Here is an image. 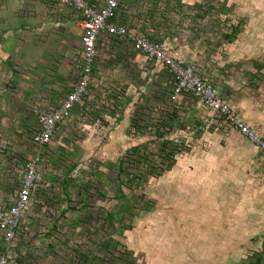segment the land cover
<instances>
[{
    "label": "rangeland",
    "instance_id": "374dc122",
    "mask_svg": "<svg viewBox=\"0 0 264 264\" xmlns=\"http://www.w3.org/2000/svg\"><path fill=\"white\" fill-rule=\"evenodd\" d=\"M163 2L212 11L206 19L220 48L210 62L193 60L197 72L264 137V0ZM101 40L96 65L106 68L111 58L100 49L110 37ZM82 51L71 6L0 0L1 205L15 198L26 164L41 158L15 240L0 226V253L16 264H264V152L230 126L217 129L198 101L163 103L153 94L144 104L139 87L131 93L136 81L118 71L122 79L101 80L113 93L88 126L68 119L49 144L33 142L38 113L57 108L80 79ZM171 110L179 114L169 137L186 149L171 169L137 182L125 177L136 169L129 161L122 182L119 163L131 148L144 146L159 163L154 134Z\"/></svg>",
    "mask_w": 264,
    "mask_h": 264
},
{
    "label": "built area",
    "instance_id": "2783aa9c",
    "mask_svg": "<svg viewBox=\"0 0 264 264\" xmlns=\"http://www.w3.org/2000/svg\"><path fill=\"white\" fill-rule=\"evenodd\" d=\"M59 1L71 6L78 13V26L82 32L83 42V66L80 79L60 105L51 111L38 113V127L32 138L36 145L49 144L57 126L71 119L76 107L91 96L95 78L97 42L100 35L106 33L127 38L134 49L144 55L146 62L158 63L170 71L173 79L171 102L186 101L188 97L197 100L200 105L211 110L213 117L209 122L217 129L230 126L264 152V137L259 135L258 131L217 93L213 85L198 74L195 62L182 63L170 53L165 43L151 40L148 32L131 31L126 25L116 23L122 0H104L97 5L88 0ZM40 160V156H37L26 164V174L15 198L9 205L0 204V226L7 242L15 240L23 215L32 203L35 184L40 180V175L37 173V163ZM0 264L16 263L4 252L0 253Z\"/></svg>",
    "mask_w": 264,
    "mask_h": 264
},
{
    "label": "crops",
    "instance_id": "0c3cea01",
    "mask_svg": "<svg viewBox=\"0 0 264 264\" xmlns=\"http://www.w3.org/2000/svg\"><path fill=\"white\" fill-rule=\"evenodd\" d=\"M88 1L97 5L104 0ZM156 1L122 0L116 23L126 25L131 31L148 32L151 40L165 43L169 47L170 53L182 63H188L196 59L207 62L212 61L214 54L218 53V47L220 48L217 45L218 41L216 38L218 27H213L212 17L206 19L212 14V11L204 7L186 9L185 5L178 8L165 7L164 0ZM180 1L181 4L183 0ZM103 35H105V38L110 37V40L108 43H101L104 47L102 46L100 51L108 58H111V60L105 62L106 68L98 60L97 65H95V78L92 84L91 96L76 107L71 119L81 120L79 124L77 123L80 127L88 126L87 119H92L95 114L97 115V111L101 110V107H105L104 104H109L107 97L106 101L108 103L103 99L108 96V91L113 93L108 84L107 87L109 89L105 91L106 89L102 87L103 83L101 80L109 81L111 79L112 82V80L117 78L115 72H123L124 70V72L128 71L130 81H136V87L131 84L132 87H135V89L131 90V93L137 92L139 87L140 92L138 94H143L144 98L141 100H143L144 104L149 99V97L145 98V95L151 97L153 94H156L154 99L158 102L160 99V101L163 100L162 102L165 103L167 98L170 103H173L170 101L173 79L168 69L158 63L146 62L144 55L134 49L127 38L106 33H103ZM101 36L102 34L98 39L97 46L102 41ZM210 58L211 60L209 61L208 59ZM123 66H125V69H123ZM122 78V75H120L117 79L120 80ZM231 89L236 90L233 87ZM113 97L115 99L117 97L120 98L116 93ZM130 97L126 98L129 104L132 103L129 100ZM135 98L136 96H133V99ZM115 99H112V101L115 102ZM110 106L114 107V105ZM237 106L239 107V104ZM183 107L189 106L183 105Z\"/></svg>",
    "mask_w": 264,
    "mask_h": 264
},
{
    "label": "trees",
    "instance_id": "16d2710c",
    "mask_svg": "<svg viewBox=\"0 0 264 264\" xmlns=\"http://www.w3.org/2000/svg\"><path fill=\"white\" fill-rule=\"evenodd\" d=\"M168 112L167 117L163 118V120L160 121L161 123H158L154 134V140L158 142L157 149L160 153L159 163H155L149 159V156L145 153L146 149L144 146H135L131 148L119 163V177L122 178V182L124 178L123 175H125L127 171L126 164H128L129 161H135L136 169L130 173V178L127 175H125V177L129 180L133 178L131 182H137L142 177L146 179L149 175L159 174L158 169L161 171L171 169L175 165L176 156L188 146L184 139L169 137L171 128L174 126L172 122L175 121V116H178L179 113L175 110ZM120 191H123L122 187ZM106 217L114 220L115 214L106 212Z\"/></svg>",
    "mask_w": 264,
    "mask_h": 264
}]
</instances>
